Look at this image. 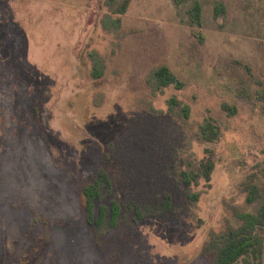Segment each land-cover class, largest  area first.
Instances as JSON below:
<instances>
[{"label":"rangeland","instance_id":"374dc122","mask_svg":"<svg viewBox=\"0 0 264 264\" xmlns=\"http://www.w3.org/2000/svg\"><path fill=\"white\" fill-rule=\"evenodd\" d=\"M107 13L106 0H0V264H205L210 234L236 222V208L255 210L244 185H264V0H132L118 30L105 29ZM94 54L105 63L97 81ZM161 64L186 87L153 98L146 76ZM175 94L191 105L187 127L167 115ZM206 116L222 127L213 143L196 135ZM206 149L210 185L185 188L203 193L195 217L94 236L86 186L103 183L96 209L138 190H168L184 206L171 164H198Z\"/></svg>","mask_w":264,"mask_h":264},{"label":"trees","instance_id":"16d2710c","mask_svg":"<svg viewBox=\"0 0 264 264\" xmlns=\"http://www.w3.org/2000/svg\"><path fill=\"white\" fill-rule=\"evenodd\" d=\"M132 0H106L108 13L103 19L105 29L110 26L119 29L121 26L120 16L127 13ZM227 14V7L223 1L215 4L214 18L218 20ZM118 16V17H115ZM192 23L202 25L203 7L196 2L190 11ZM203 38L200 39V42ZM105 73L104 59L98 54L92 56V76L95 81L103 77ZM146 84L153 98L173 86L177 90H183L186 82L166 64L153 67L146 76ZM264 98V91L260 92ZM98 100V99H97ZM167 115L177 121L181 126L190 124L192 114L191 105L183 102L176 94L167 101ZM151 112L157 115L162 111L155 109L152 102L148 103ZM222 108L229 116H235L238 110L235 106L223 103ZM198 139L204 143L218 141L222 135V127L213 116H206L198 124L196 131ZM207 157L200 163L189 161L187 167H181L178 162H172V179L180 184L183 191L184 206H181L177 196L168 190L158 193L157 190L148 192L125 193L124 198L119 201L112 199L109 204H102L95 208L96 200L103 202V183L86 186L82 194L84 196L83 218L91 226L95 237L106 236L114 229H118L127 221V227L134 228L148 218L164 220L170 215L186 214L195 217V208L202 196V191L185 189L192 185L199 186L201 182L210 185L212 175L216 168L215 152L206 149ZM105 184L109 192L114 188L110 176L105 178ZM246 203L255 206V210L247 211L244 207H238L234 211L236 222L227 221V226L220 232L213 231L203 247L206 258L205 264H237L243 260L246 264H263L264 256V185L255 182H246L244 185ZM108 192V191H107ZM124 209V213L122 210ZM128 216L131 217L128 220Z\"/></svg>","mask_w":264,"mask_h":264}]
</instances>
